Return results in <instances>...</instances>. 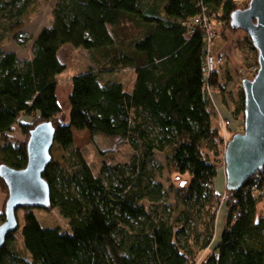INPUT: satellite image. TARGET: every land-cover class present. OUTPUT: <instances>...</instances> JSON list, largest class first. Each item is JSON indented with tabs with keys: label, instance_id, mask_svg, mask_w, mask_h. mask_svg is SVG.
Instances as JSON below:
<instances>
[{
	"label": "trees",
	"instance_id": "1",
	"mask_svg": "<svg viewBox=\"0 0 264 264\" xmlns=\"http://www.w3.org/2000/svg\"><path fill=\"white\" fill-rule=\"evenodd\" d=\"M27 2L0 0V164L16 170L28 165L27 142L9 136L22 116L33 118L31 124H21L27 140L36 124L52 122L55 144L65 156L62 163L53 158L44 178L52 208L68 220V228L44 227L33 208L20 209L27 254L17 251L11 234L0 264H264V214L259 213L264 168L238 190L216 186L225 168V149L207 88L211 81L220 86L221 79L230 80L221 90V104L236 122L244 120L241 83L253 78V67L259 68L258 51L247 33L232 26L231 15L250 0H58L52 24L35 39L33 58L22 61L16 52L4 50L2 42L22 26ZM18 3L23 5L16 10ZM203 8L220 31L219 40L230 32L244 35L239 45H245L249 59L238 65L237 79L221 78L223 65L211 76L207 73V31L194 25ZM124 20L135 21L144 32L132 42V54L111 57L109 51L121 43L118 28ZM65 44L100 50L113 65L134 67L133 90L117 81L103 84L90 68L73 78L70 120L61 121L57 90L58 76L67 69L59 58ZM74 129L128 142L135 152L129 163L132 174L123 164H107L112 176L107 184L75 147ZM157 151L165 153L173 172L190 176L187 185L175 188L184 221L172 222L157 213L158 206L142 203L149 199L154 204L163 196L162 184L151 189L145 181ZM0 188L8 191L2 179ZM223 206L226 224L216 241ZM5 217L4 209L0 225Z\"/></svg>",
	"mask_w": 264,
	"mask_h": 264
},
{
	"label": "rangeland",
	"instance_id": "2",
	"mask_svg": "<svg viewBox=\"0 0 264 264\" xmlns=\"http://www.w3.org/2000/svg\"><path fill=\"white\" fill-rule=\"evenodd\" d=\"M57 2L58 0H28L27 7L25 9L26 14L24 15V19L21 24L22 26L16 29L7 39L2 42L3 49L16 50L23 57H30L33 52L36 37L44 27L50 26L53 22V10L56 7ZM22 5L23 3H18L15 9H20ZM118 31L121 43H117L114 50H108L111 57L112 55H119L121 53L132 54V42L143 34L144 28L133 20H124V22L118 28ZM236 33L237 32H230L229 38H222L223 41L228 42V40H230V46L233 47L236 44L239 45L240 40ZM107 57L108 56H105L104 52L100 50H88L84 47H75L71 44H65L61 48L59 52V58L67 65V69L58 76L60 85L59 90L64 106L62 107L63 112L60 115L61 121L66 122V118L69 115L67 104L72 91V79L82 72L89 70L90 68L95 69L103 84L107 82L119 81L123 83L126 90L130 91L132 89L136 69L132 66L113 65L111 60H107ZM248 59L249 57L246 59L243 57L242 60L234 57L230 59L229 57L225 67H227L231 62L233 69L231 73L228 74V71L224 70L223 65L220 77L225 78L228 75L236 74L234 79H237V73L239 72L238 65H240V63L242 64L247 62ZM226 80L227 82H230V80ZM221 82L225 83V81L222 79ZM210 83L211 95L215 105L213 116L214 124L220 126L222 128L223 135L225 131L226 139L230 140L236 134L233 133L234 130H236L233 128L235 120L231 118V111L227 108H224L221 104L220 93H218V89L215 87L219 82H216L214 86L212 81ZM225 120H231L232 124L224 128L223 121ZM243 122L244 120L239 121L241 126ZM14 135L15 137L12 138L15 141L27 142V136L25 134V139L23 141L18 139L19 135ZM74 137L75 147L81 150L82 154L91 165L94 173L96 175H101L107 184L112 181V176L105 170V165L107 164H123L126 166L128 174H132L129 163L131 162L132 156L135 152L128 142L120 141L118 138L113 136L92 134L88 130H74ZM222 143L224 148V138H222ZM52 155L55 161L62 163L65 152L63 149H60L57 144H55L52 150ZM217 157H222V155L220 154V156ZM224 173L226 174L225 168H222L221 173H219L216 177V186L222 187V184H224ZM146 175L145 181L150 185L151 189L156 187L155 184H162L163 196L158 202L154 204L150 203L148 201L149 199L142 203L146 204L148 208L151 207L152 209H155L156 206H158V208H156L157 213L163 214L166 219L172 222L176 221L177 218H180L184 221L186 219L185 209L181 203L180 196H178L176 193L175 188L187 185L190 180V176L188 174L182 175L173 172L168 165L165 153L160 151H157L155 155L149 160L146 169ZM0 195H3L4 197V201H1L0 203V213H3L5 209V201L8 199L9 192L4 188H0ZM33 209L42 226L47 228H68V220L61 214L58 208ZM19 218L20 228L14 233L16 237L14 246L18 252L26 255L27 251L21 236L24 227V216L23 211L21 210L19 212Z\"/></svg>",
	"mask_w": 264,
	"mask_h": 264
},
{
	"label": "water",
	"instance_id": "3",
	"mask_svg": "<svg viewBox=\"0 0 264 264\" xmlns=\"http://www.w3.org/2000/svg\"><path fill=\"white\" fill-rule=\"evenodd\" d=\"M234 28L246 32L258 51L259 70L242 81L245 94L243 131L229 140L224 152L226 185L238 190L264 168V0H250L244 9L231 15ZM56 127L42 121L27 140L28 165L16 170L0 164V179L9 191L5 221L0 225V253L8 237L20 228L17 213L22 208L51 209V190L44 173L52 162Z\"/></svg>",
	"mask_w": 264,
	"mask_h": 264
},
{
	"label": "crops",
	"instance_id": "4",
	"mask_svg": "<svg viewBox=\"0 0 264 264\" xmlns=\"http://www.w3.org/2000/svg\"><path fill=\"white\" fill-rule=\"evenodd\" d=\"M236 35L238 36V38H242L244 36L243 33H239V31L236 33ZM229 41L230 40H228V42H226V41H223V39L222 40H218L214 44V47L215 48L213 49V53H214L215 56H217V55L219 56V54H226V53L228 54V57L225 59L224 64H221V65H224V70L228 71V74L231 73V71L233 69V67L231 65V62L227 66L228 68L225 67L226 66V62L229 60V57H230V59H232L234 57V58H238L239 60H242L243 57H245V59H246L248 57V55H249V51L246 49V47H244L243 44H240V47L237 44L233 47V46H230L231 43ZM242 41H244V40H241L240 42H242ZM231 48H233V49H231ZM7 51H14V52H16L18 54L20 60H22V61L30 60L34 56V48H33L32 55L30 57H23L16 50H7ZM221 69H222V67H221ZM235 75H233V76H235ZM135 81H136V70H135V79H134V82H133V85H132V89L130 91L133 90L134 85H135ZM72 82H73V79H72ZM117 82H119V81H117ZM119 83L123 84L122 82H119ZM59 87H60V85L58 86L57 95H58V98H59V101H60L62 107H64L63 106L62 99H61V93H60ZM67 108L69 109V115L66 118V123H68L69 120H70V108L71 107H70V102L69 101H68V104H67ZM32 122H33V118H31L29 116H22L20 118V120H19V123H17L16 125H14L13 131L11 133H9V136L14 138L15 137L14 134H17V135H19L18 136V139H20L21 141H23L25 139V136H24V133H23V131L21 129V124H31ZM234 123L235 124L233 125V128L236 129V130H234L233 133H237L241 129L242 126H241V123H239V121L238 122L235 121ZM224 177H225L224 178L225 181H224V184H222L223 185L222 186L223 188L226 186V174L225 173H224ZM223 188H222V191H223ZM1 201L2 202L4 201L3 195L2 196L0 195V203H1ZM259 213L264 214V200L259 205ZM226 214H227L226 207L225 206L220 207V210L218 211V218H217V223H216V233H215L216 234L215 235L216 241L221 236V233L223 232V229L225 227V224H226ZM210 251H211V249L205 251L203 253L202 257H205L208 254V252H210ZM199 264H202V263L199 262Z\"/></svg>",
	"mask_w": 264,
	"mask_h": 264
},
{
	"label": "built area",
	"instance_id": "5",
	"mask_svg": "<svg viewBox=\"0 0 264 264\" xmlns=\"http://www.w3.org/2000/svg\"><path fill=\"white\" fill-rule=\"evenodd\" d=\"M203 11L204 13H202L200 16H197L194 20V25H201L203 26V28L206 29L207 31V38H208V43H209V55H208V70H207V73L209 76L212 75V73L214 72V70L217 68L218 65H221L224 63V57L219 55V56H215L213 54V45L215 43L216 40H219L221 38V33L219 31V29H217L216 25L213 23L212 19L206 15L205 13V9L203 8ZM259 68H255L253 67L251 72L253 73V77L256 75V73L258 72ZM248 77H252L250 75H247ZM246 77V76H244ZM230 83V82H229ZM228 85V82L225 80V83H221V85H217L215 86L217 89H218V93H221V90L226 86ZM241 87H242V83H241ZM208 90H209V93L211 95V84L208 83ZM211 98H212V95H211ZM213 100V98H212ZM214 103V101H213ZM215 106V105H214ZM223 126L224 128L225 127H228L229 125L232 124L231 120H225L223 121ZM224 149H226L227 145H228V142L229 140L226 139V136H225V131H224ZM228 198V195L225 194L223 196V201L226 200Z\"/></svg>",
	"mask_w": 264,
	"mask_h": 264
}]
</instances>
